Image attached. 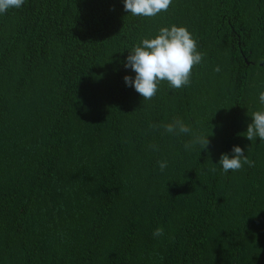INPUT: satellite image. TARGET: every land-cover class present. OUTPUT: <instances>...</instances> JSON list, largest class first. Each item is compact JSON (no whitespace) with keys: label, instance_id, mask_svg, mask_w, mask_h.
Here are the masks:
<instances>
[{"label":"trees","instance_id":"trees-1","mask_svg":"<svg viewBox=\"0 0 264 264\" xmlns=\"http://www.w3.org/2000/svg\"><path fill=\"white\" fill-rule=\"evenodd\" d=\"M171 25L203 60L188 86L143 100L123 80L128 51ZM261 91L264 0H172L154 17L123 0H25L0 14V264H264V140L243 136ZM176 119L191 133L166 132ZM197 135L207 148L185 150ZM234 145L254 166L225 173Z\"/></svg>","mask_w":264,"mask_h":264},{"label":"clouds","instance_id":"clouds-1","mask_svg":"<svg viewBox=\"0 0 264 264\" xmlns=\"http://www.w3.org/2000/svg\"><path fill=\"white\" fill-rule=\"evenodd\" d=\"M24 3L25 0H0V14L6 13L11 8L18 9ZM171 4L172 0H123V8L127 13L143 17H154L162 11L166 12ZM202 60L203 54L197 51V41L185 27L176 25L161 27L154 38H142L138 45L128 51L124 67L130 68L135 76L125 75L123 80L125 85L134 88L143 100H151L163 81L173 89L188 86L193 67L199 65ZM215 71L219 72L220 67L217 66ZM259 103L261 108L251 113V122L243 132V136L249 141L257 137L264 140V91L259 93ZM164 128L168 133H191V128L180 119L164 125ZM208 136H195L184 145L185 150L197 144L201 149H206L210 143ZM151 147L156 150L155 145ZM231 151V157L226 153L220 155L218 163L223 172L237 171L242 164L254 166V161L245 155L241 147L234 145ZM158 164L161 171L167 167L166 161H158ZM212 171L216 169L213 168ZM163 235L164 229L160 227L153 232V236L156 237Z\"/></svg>","mask_w":264,"mask_h":264}]
</instances>
